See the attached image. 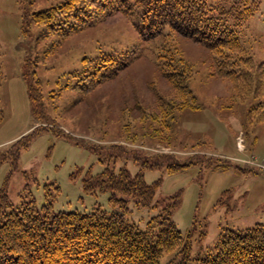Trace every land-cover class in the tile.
Wrapping results in <instances>:
<instances>
[{
	"label": "rangeland",
	"instance_id": "obj_1",
	"mask_svg": "<svg viewBox=\"0 0 264 264\" xmlns=\"http://www.w3.org/2000/svg\"><path fill=\"white\" fill-rule=\"evenodd\" d=\"M61 1L0 0V190L7 196L0 211L33 203L39 214L44 207L101 208L144 230L177 198L169 219L192 260L212 249L223 230L264 225V115L244 92L250 81L214 74L213 53L179 33L143 40L121 12L59 43L39 25L22 33L23 3L34 10ZM249 1L259 8L237 30L257 63L264 61V0ZM101 51L131 60L113 79L89 86L82 59ZM160 52L188 76L193 104L162 75ZM27 60L36 68L39 105L23 77ZM106 168L141 173L157 184L154 197L141 204L110 190L85 191V177ZM180 258L166 254L159 264Z\"/></svg>",
	"mask_w": 264,
	"mask_h": 264
},
{
	"label": "trees",
	"instance_id": "obj_2",
	"mask_svg": "<svg viewBox=\"0 0 264 264\" xmlns=\"http://www.w3.org/2000/svg\"><path fill=\"white\" fill-rule=\"evenodd\" d=\"M30 4L23 3L21 7L22 33L27 35L33 24L39 25L42 32L56 37V43L118 12L132 17L134 28L145 41L168 30L199 42L213 53L214 74L250 81L251 89L244 92L258 100L255 110L264 115V61L255 62L237 30L258 10V1L214 0L209 4L208 0H62L34 10L29 9ZM119 56L101 51L93 58L82 59L81 72L87 84L92 86L116 77L131 60ZM171 59L160 52L155 62L162 75L182 94L186 93L193 104L188 76L177 70ZM31 67L30 60L25 61L23 77L31 99L39 105V92L34 87L39 82L36 68ZM2 80L0 69V83ZM22 139L18 142L26 145ZM4 158L0 155V161ZM182 166L186 165H176L175 169ZM156 187V183L147 184L141 173L131 177L125 168L119 172L106 168L99 175L84 179L87 192L110 190L141 204L149 203ZM0 202L7 203L4 189L0 190ZM177 203L176 198L164 208L165 213L152 217L144 230L127 222L122 213H107L101 208L88 213H51L44 207L39 214L33 203L0 211V264H159L162 256L172 253H182L176 264H264L263 224L221 231L214 247L192 260L189 243L169 219L170 209Z\"/></svg>",
	"mask_w": 264,
	"mask_h": 264
}]
</instances>
